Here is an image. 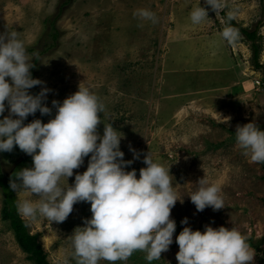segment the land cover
I'll return each mask as SVG.
<instances>
[{"label":"rangeland","instance_id":"rangeland-1","mask_svg":"<svg viewBox=\"0 0 264 264\" xmlns=\"http://www.w3.org/2000/svg\"><path fill=\"white\" fill-rule=\"evenodd\" d=\"M198 3L208 9V17L193 24L189 12ZM223 4V11L216 13L205 0H0V32L15 30L26 50L42 49L54 33L45 21L59 15L54 22L56 46L46 50L32 70L34 78L44 82L38 90L50 89L43 103L52 112L45 122L55 114L53 99L62 102L79 84L90 87L105 105L104 113H98V133L102 135L104 122H110L123 134V159H133L130 146L140 153L126 170L135 168L138 177L148 151L154 160L170 165L178 198L170 218L178 227L186 226L181 223L186 217L193 230L203 231L205 225L235 227L256 241L264 237V169L261 162L243 155L234 132L249 121L264 129V71L255 67L252 43L258 45L257 60L264 64V0ZM142 7L155 13V23L133 15ZM229 11L234 13L230 23L239 31L232 44L220 35ZM243 28L256 31L255 41ZM27 53L34 63L36 54ZM28 91L33 94V87ZM5 105L0 118L9 114ZM35 118H40L38 110L24 123ZM27 155L17 145L0 152L1 171L9 174ZM87 163L86 156L68 177L69 185ZM203 176L221 186L224 207L196 210L189 195ZM15 193L17 201L39 199L24 189ZM3 198L0 190V264H35L2 216ZM90 216V202L80 201L62 222L23 218L29 231L39 236L50 264H76L71 234ZM176 235L159 260L149 262L144 252L135 251L115 264H177ZM249 246L254 252L251 264H264V244L260 249Z\"/></svg>","mask_w":264,"mask_h":264},{"label":"clouds","instance_id":"clouds-1","mask_svg":"<svg viewBox=\"0 0 264 264\" xmlns=\"http://www.w3.org/2000/svg\"><path fill=\"white\" fill-rule=\"evenodd\" d=\"M216 13L223 11V0H205ZM143 21L156 22L149 8L134 10ZM208 17V9L200 3L193 6L189 18L200 24ZM234 13H226V23L220 33L229 44L236 42L239 31L230 21ZM33 57L27 53L24 41L15 30L0 32V152L11 151L14 145L32 156V166L16 172L9 186L15 192L27 190L37 200L16 202L18 213L25 218L40 216L51 222L64 221L77 202H90L91 216L84 218L71 234V246L76 264H109L125 262L135 251L145 253V260H159L173 242L176 229L170 218L171 208L178 200L172 184L169 166L154 160L149 151L143 156L144 167L126 170L140 153L132 149L133 159L125 160L120 149L123 134L112 124L105 123L103 134L97 131L105 105L88 86L79 84L78 90L62 102L52 100L55 114L47 122L35 118L24 123L37 110L51 114L46 103L47 87L36 94L28 90L44 82L34 78L30 69ZM230 117H224L223 121ZM222 122V120L220 121ZM235 140L243 155L253 162H264V129L253 121L237 125ZM91 154V155H89ZM88 157L86 170L77 172L71 185L68 177ZM62 178L66 182H62ZM198 188L190 196L197 211L206 206L214 210L224 207L221 186L205 176L198 179ZM185 224L176 235L179 246L177 264H251L254 252L247 238L237 228L205 225L193 230Z\"/></svg>","mask_w":264,"mask_h":264},{"label":"trees","instance_id":"trees-1","mask_svg":"<svg viewBox=\"0 0 264 264\" xmlns=\"http://www.w3.org/2000/svg\"><path fill=\"white\" fill-rule=\"evenodd\" d=\"M59 15L50 16L46 19L45 25L50 26L51 29H54V33L50 34L52 38V42H44V47L42 49L38 47H29L27 48V52L29 53H35L34 63L33 67L30 69L31 74L32 70L36 68L37 61L39 57L46 52V50H49L50 48H53L56 46V41L59 36V33L57 31V28L54 27V22L56 18ZM242 32L246 37L251 40L255 41L256 39V31H248V29L243 28ZM48 33V31L46 32ZM45 37V36H44ZM254 62L255 67L257 69H261L264 71V64H261L258 62V53H259V47L254 42ZM33 76V75H32ZM34 77V76H33ZM38 87L37 85L33 86V94L38 93ZM39 112V110H38ZM40 119L42 122H45L46 114L41 115ZM262 163V167L264 169V162ZM32 164V156L28 154L24 158H21L14 166L13 170L9 174H4L1 171L0 167V190L3 194V208H2V216L5 220L9 221L11 229L14 231L15 238L18 242V244L21 246V248L28 253L29 258L34 261L35 264H50L48 258H47V252L44 249L39 236L37 234H32L27 226L26 220L18 213L16 208V202H17V196L14 190H12L9 186L10 179L15 180V174L18 172L21 168L27 167L28 165ZM264 179V175H263ZM182 229L176 225V229L173 234H178ZM247 243L251 245L254 248L260 249L261 245L264 244V237L261 239H258L256 241L252 240L251 238H247Z\"/></svg>","mask_w":264,"mask_h":264}]
</instances>
